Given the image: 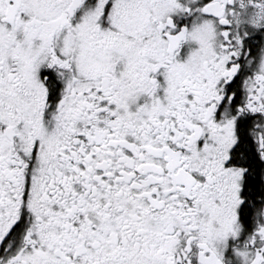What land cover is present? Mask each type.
<instances>
[{"label": "snow or ice", "instance_id": "obj_1", "mask_svg": "<svg viewBox=\"0 0 264 264\" xmlns=\"http://www.w3.org/2000/svg\"><path fill=\"white\" fill-rule=\"evenodd\" d=\"M0 264H264V0H0Z\"/></svg>", "mask_w": 264, "mask_h": 264}]
</instances>
